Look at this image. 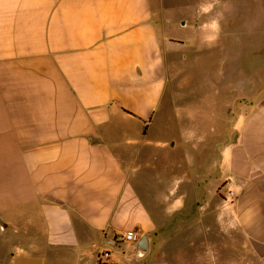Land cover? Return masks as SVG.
<instances>
[{"label":"crops","instance_id":"0c3cea01","mask_svg":"<svg viewBox=\"0 0 264 264\" xmlns=\"http://www.w3.org/2000/svg\"><path fill=\"white\" fill-rule=\"evenodd\" d=\"M153 3L0 0V264H219L220 244L240 264L226 232L264 264V89L246 79L230 138L193 145L202 175L154 174L152 152L175 169L184 144L150 139L169 52L208 32L185 16L196 36L172 38L183 21Z\"/></svg>","mask_w":264,"mask_h":264},{"label":"rangeland","instance_id":"374dc122","mask_svg":"<svg viewBox=\"0 0 264 264\" xmlns=\"http://www.w3.org/2000/svg\"><path fill=\"white\" fill-rule=\"evenodd\" d=\"M153 1L155 6L161 5V17L169 13L176 23L183 21L184 26L187 16L186 22L203 24L208 34L199 40L201 44L198 42L190 49L183 47L180 51L169 52V61L176 67L172 71L171 92L166 93L164 106L167 113L168 110L172 113L156 115L150 139L162 147L167 141L175 142L181 138L184 144L171 149V160L177 162L175 169L168 165V152L164 153L163 149L153 151L151 161L154 167L151 171L157 175H169L175 171L177 176L193 171L192 174L200 176L203 170L198 161L202 153L194 152L193 145L199 141L212 145L219 130L224 132L226 139L230 138L241 110L238 107L249 100L240 96L238 90L246 79L251 81L245 91L252 98L264 89V0ZM209 5L210 10L205 12L203 9ZM213 23L216 28L212 27ZM191 32L184 26L171 28L167 34L186 41L187 36L195 35L194 31ZM224 239L240 243V264H256L245 253L242 235L226 232ZM217 249L219 264H231L236 260L233 259V249H222L221 244Z\"/></svg>","mask_w":264,"mask_h":264},{"label":"built area","instance_id":"2783aa9c","mask_svg":"<svg viewBox=\"0 0 264 264\" xmlns=\"http://www.w3.org/2000/svg\"><path fill=\"white\" fill-rule=\"evenodd\" d=\"M117 239L119 242L133 243V242L137 241L138 236L133 231H126L122 234H119ZM107 258H108V253L106 251H103L98 255V261L99 262H102V261L106 260Z\"/></svg>","mask_w":264,"mask_h":264},{"label":"clouds","instance_id":"9594fccd","mask_svg":"<svg viewBox=\"0 0 264 264\" xmlns=\"http://www.w3.org/2000/svg\"><path fill=\"white\" fill-rule=\"evenodd\" d=\"M210 8H211V5H209V6L205 7L203 10H204L205 12H207V11H209V10H210ZM212 27H213V28H216L217 26H216V24H215V23H213V24H212Z\"/></svg>","mask_w":264,"mask_h":264}]
</instances>
